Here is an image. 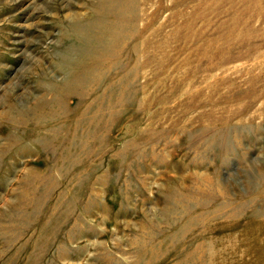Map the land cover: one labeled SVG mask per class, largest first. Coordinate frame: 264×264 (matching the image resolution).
<instances>
[{"label": "rangeland", "instance_id": "374dc122", "mask_svg": "<svg viewBox=\"0 0 264 264\" xmlns=\"http://www.w3.org/2000/svg\"><path fill=\"white\" fill-rule=\"evenodd\" d=\"M0 264H264V0H0Z\"/></svg>", "mask_w": 264, "mask_h": 264}, {"label": "bare ground", "instance_id": "6f19581e", "mask_svg": "<svg viewBox=\"0 0 264 264\" xmlns=\"http://www.w3.org/2000/svg\"><path fill=\"white\" fill-rule=\"evenodd\" d=\"M190 34V33H189ZM188 36V35H187ZM105 53V55H106V51L104 52ZM107 53H109V51L107 52ZM102 54V53H101ZM110 55H111V53H109ZM104 55V54H103ZM108 55V54H107ZM102 57V56H101ZM112 57V56H111ZM113 57H114V55H113ZM105 59V58H104ZM111 59V58H110ZM102 60H103V58H102ZM101 60V61H102ZM104 64H105V61H104ZM218 67V66H217ZM256 69H257V67H256ZM201 122V121H200Z\"/></svg>", "mask_w": 264, "mask_h": 264}]
</instances>
